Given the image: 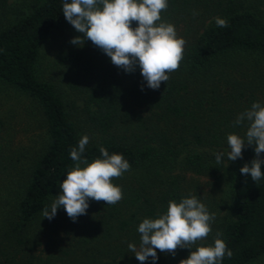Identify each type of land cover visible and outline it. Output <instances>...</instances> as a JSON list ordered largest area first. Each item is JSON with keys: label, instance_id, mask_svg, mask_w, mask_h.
<instances>
[{"label": "trees", "instance_id": "16d2710c", "mask_svg": "<svg viewBox=\"0 0 264 264\" xmlns=\"http://www.w3.org/2000/svg\"><path fill=\"white\" fill-rule=\"evenodd\" d=\"M62 4L0 0V83L34 104L43 128L27 147L12 154L0 149V264H44L34 250L45 230L31 235V229L74 167L70 150L83 135L90 138L83 154L89 162L103 146L131 165L113 179L122 200H90L121 230L138 235L144 218H158L169 201L194 195L218 221L202 244H213L219 232L233 252L221 264L263 257L264 177L257 184L240 173L255 157L254 146L246 144L236 161L226 151L229 133L246 134V122L234 125L238 115L264 103V0H168L162 20L186 44L179 69L158 90L147 87L139 67L127 73L91 41L80 47L70 37L55 49L58 74L43 79L42 48L69 23ZM216 17L228 27H217ZM67 90L83 104H68ZM217 152H225L220 164ZM190 252L145 264H179Z\"/></svg>", "mask_w": 264, "mask_h": 264}, {"label": "clouds", "instance_id": "9594fccd", "mask_svg": "<svg viewBox=\"0 0 264 264\" xmlns=\"http://www.w3.org/2000/svg\"><path fill=\"white\" fill-rule=\"evenodd\" d=\"M168 0H63L62 13L65 19L82 34L70 41L82 47L85 41L102 50L113 65L127 73L140 69L147 87L158 90L169 74L177 71L183 59L186 40L177 35L175 25L162 20V11L167 10ZM133 22L137 26L133 27ZM217 27H228L225 18L216 17ZM143 90V84L141 85ZM247 123L244 137L236 133L227 135V159L242 158L245 145L254 146L255 157L240 168L241 175L257 184L264 177V103L253 102L242 111L234 125ZM88 135L79 139L78 146L71 148L70 157L74 167L67 170L66 178L59 182L60 192L50 206L43 209L42 216L52 220L57 210L63 208L74 222L86 215L89 201L114 205L123 198L121 186L114 184L130 170V163L122 154L109 153L99 146L101 157L89 162L83 154L89 144ZM225 152L215 153L220 164ZM247 183V179L245 181ZM215 214L194 195L185 196L179 202L171 200L167 209L158 218H144L138 225L140 243H129V252L144 264L151 258L159 259L157 250L175 257L178 248L191 249L186 259L179 264H221L225 256L233 252L217 232L214 243L205 245L212 232Z\"/></svg>", "mask_w": 264, "mask_h": 264}, {"label": "rangeland", "instance_id": "374dc122", "mask_svg": "<svg viewBox=\"0 0 264 264\" xmlns=\"http://www.w3.org/2000/svg\"><path fill=\"white\" fill-rule=\"evenodd\" d=\"M18 1L20 0H10V3ZM77 35L82 34L76 32L68 23L62 32L45 42L39 66V75L43 79L58 74V68L53 64L58 44ZM89 44V41H85L83 46ZM65 98L68 104L71 101H75L79 106L83 104L80 95L70 90L66 91ZM1 122L3 125L0 126V149L2 147L8 149V154L15 152L18 147H27L33 137L36 136L38 139L42 137V123L34 104L21 93L2 83H0ZM59 192L60 190L57 195ZM224 213L225 211L221 214ZM128 216L125 214L126 218ZM217 222L215 218L211 227L213 228ZM43 230L46 233L44 235L41 234ZM34 233L42 235L39 239L40 244L35 245L34 253L40 258L37 262L43 261L44 264H130L137 260L135 255L129 252L128 244L135 243L139 246L140 234L134 236L128 231L124 232L116 221L110 222L109 215L99 212L90 201L87 214L79 216L75 222L68 217L62 207L57 210V215L52 220L42 216L32 226L31 235ZM208 237L198 244H202ZM190 251L191 249L178 248L176 256L173 257L157 250L159 257L157 261L171 262ZM148 262H152L151 258L144 264ZM251 264H264V256Z\"/></svg>", "mask_w": 264, "mask_h": 264}]
</instances>
